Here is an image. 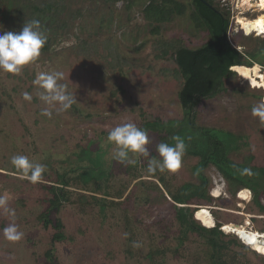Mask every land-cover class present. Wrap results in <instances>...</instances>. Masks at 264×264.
Masks as SVG:
<instances>
[{
  "label": "rangeland",
  "instance_id": "1",
  "mask_svg": "<svg viewBox=\"0 0 264 264\" xmlns=\"http://www.w3.org/2000/svg\"><path fill=\"white\" fill-rule=\"evenodd\" d=\"M148 1L62 0L60 13L40 22L48 42L39 59L19 75L0 71V194H9L13 219L24 233L19 242L7 241L2 229L10 219L0 215V264H210L198 237L190 235L178 245L174 206L157 189L175 191L194 183L196 159L183 156L175 172L148 173L144 157L130 153L135 163L115 161L116 146L107 140L109 131L125 122L141 128L150 121L180 119L182 80L172 57H158L160 44L178 39L194 49L209 40L207 30L192 20L193 0H176L184 13L161 25L159 32L144 19ZM17 3L27 10L21 16L15 6L0 2L3 31L19 32L33 19L28 5ZM214 5L229 14L233 45L255 47L257 36L264 39V0H214ZM245 35L251 36L245 40ZM53 71L64 73L61 83L77 103L66 112L53 110L49 118L41 114L47 105L33 81L40 72ZM233 71L236 76L225 81L226 90L198 106L197 122L241 136V148L231 159L241 162L250 156L253 165L264 167V122L252 115V108L264 103V72L258 65ZM24 92L32 95L30 102L23 99ZM147 132L150 151L157 156L158 134ZM14 155L44 165L42 180L32 184L22 178L11 164ZM100 170L108 176L87 185L77 177L83 171L96 179ZM208 175L214 200L192 205L199 208L195 219L212 228L217 218L225 224L220 229L240 235L250 247L234 246L233 237L226 236L229 264H264V216L251 206V193L243 189L233 195L215 169ZM51 185L66 193L59 212L50 215L64 225L69 239L64 243H52L54 230L40 221ZM52 247L50 262L46 253Z\"/></svg>",
  "mask_w": 264,
  "mask_h": 264
},
{
  "label": "trees",
  "instance_id": "2",
  "mask_svg": "<svg viewBox=\"0 0 264 264\" xmlns=\"http://www.w3.org/2000/svg\"><path fill=\"white\" fill-rule=\"evenodd\" d=\"M4 1L15 6V11L19 16L27 11L17 3L23 1L25 6L28 5L30 18L38 19L41 22L44 18H54L60 13L62 0H0V2ZM102 1L107 4H115L119 0ZM193 4L192 20L207 30L209 40L202 46L191 49L182 44V41L172 39L170 42L160 44V54L158 55L161 58L170 56L175 62L177 74L182 80L178 102L183 116L180 119L164 122L160 120L146 122L141 128L156 132L159 143L174 145L175 141L172 137L177 135L182 137L186 143V151L183 156L194 158L197 161L192 167L194 183H186L175 191L166 189L162 185L166 196L164 191L157 187L164 199L169 198L174 206V219L180 229L178 245L182 246L190 235L196 236L203 241L210 264H229L227 260L229 248L224 241L226 236L233 237L232 245L234 246L246 249L250 247L244 244L236 234L225 233L220 229L225 224L220 223L217 218H214L216 223L214 227L203 226L194 217L199 208L192 207V205L199 206L198 202L211 203L214 200L209 195L211 180L208 175V171L213 168L225 180L229 192L233 195L243 189L249 190L251 206L264 216V203L261 201L264 195V167L253 165L250 156L245 157L241 162L233 161L230 154L240 150L241 136L229 131L199 125L196 110L202 102L214 98L226 90L225 81L236 76L233 70L238 66L252 68L258 65L261 72H264V39L257 36L255 40L259 42V45L255 47H249L245 42H239V45L235 46L228 37L229 14L215 6L214 0H205V3L193 0ZM182 13H184V8L176 0H149L143 9L144 19L154 24L156 32H159L161 25L171 22L174 16ZM258 19L259 17H255V22L257 26H261L262 22ZM247 22L250 24L254 21L248 19ZM250 36L245 35V40ZM253 89L255 90V88ZM245 168L251 170V175L243 173ZM99 173L101 176L94 179L97 175L90 173L85 175L83 171H79L77 177L82 184L87 185L108 176L107 171L100 170ZM60 180L62 184H66L62 181V177ZM46 190L50 194V199H48V208L40 215V221L43 227H51L54 230L52 243H64L69 241L63 232L64 225L57 218L51 220L50 215L59 212L66 193L63 188L56 189L53 185L46 187ZM53 252L52 247L46 253V258L50 262L53 260Z\"/></svg>",
  "mask_w": 264,
  "mask_h": 264
},
{
  "label": "clouds",
  "instance_id": "3",
  "mask_svg": "<svg viewBox=\"0 0 264 264\" xmlns=\"http://www.w3.org/2000/svg\"><path fill=\"white\" fill-rule=\"evenodd\" d=\"M46 41L47 37L41 31L38 19L26 21L19 32L3 31V26L0 25V71L13 75L21 74L26 66L32 65L39 59ZM63 79L62 71L40 72L34 79L33 84L43 90L39 94V99L47 105L41 113L43 116L50 118L53 110L57 113L66 112L74 103H77L76 97L67 90L65 84L61 83ZM32 98L30 93H23L25 101L30 102ZM252 115L260 122H264V103L254 106ZM172 139L175 141L174 145L164 142L156 144L157 156H153L149 147L152 144L149 133L139 128L134 122H125L113 127L107 136V140L116 146L113 153L115 161L121 164L135 163L130 153L144 157L148 173L175 172L181 167L186 143L178 135ZM11 164L19 171L22 178L32 184L39 183L45 172L44 165L33 163L25 155L12 156ZM243 173L251 175V170L245 168ZM9 201L8 193L0 194V215L10 219V222L2 229V234L7 241L16 243L23 239L24 233L20 231L13 219L16 212Z\"/></svg>",
  "mask_w": 264,
  "mask_h": 264
},
{
  "label": "water",
  "instance_id": "4",
  "mask_svg": "<svg viewBox=\"0 0 264 264\" xmlns=\"http://www.w3.org/2000/svg\"><path fill=\"white\" fill-rule=\"evenodd\" d=\"M200 1L205 3V0H200ZM236 235L239 236L240 239L242 238L240 235H238V234H236Z\"/></svg>",
  "mask_w": 264,
  "mask_h": 264
},
{
  "label": "built area",
  "instance_id": "5",
  "mask_svg": "<svg viewBox=\"0 0 264 264\" xmlns=\"http://www.w3.org/2000/svg\"><path fill=\"white\" fill-rule=\"evenodd\" d=\"M224 5H225V6H228V4H226V3H225ZM232 14H233V12H232ZM232 17H233V16H232ZM233 18H234V17H233Z\"/></svg>",
  "mask_w": 264,
  "mask_h": 264
},
{
  "label": "bare ground",
  "instance_id": "6",
  "mask_svg": "<svg viewBox=\"0 0 264 264\" xmlns=\"http://www.w3.org/2000/svg\"><path fill=\"white\" fill-rule=\"evenodd\" d=\"M243 32V31H242ZM253 35V34H252Z\"/></svg>",
  "mask_w": 264,
  "mask_h": 264
}]
</instances>
